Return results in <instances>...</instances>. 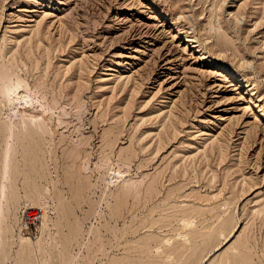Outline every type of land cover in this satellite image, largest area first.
Segmentation results:
<instances>
[{
  "label": "rangeland",
  "instance_id": "rangeland-1",
  "mask_svg": "<svg viewBox=\"0 0 264 264\" xmlns=\"http://www.w3.org/2000/svg\"><path fill=\"white\" fill-rule=\"evenodd\" d=\"M0 264H264V0H0Z\"/></svg>",
  "mask_w": 264,
  "mask_h": 264
},
{
  "label": "bare ground",
  "instance_id": "bare-ground-1",
  "mask_svg": "<svg viewBox=\"0 0 264 264\" xmlns=\"http://www.w3.org/2000/svg\"><path fill=\"white\" fill-rule=\"evenodd\" d=\"M9 100L11 101V104H12V106L10 107L9 112H8V117L10 119V122L12 123L11 130H10V132H11L10 136L12 137V135L14 134V126H15V121L14 120H16V118L25 119L27 117V118L36 120V119H40L42 117V114H41L42 111L41 110L38 111L39 108L37 109V111L35 110L38 107V105L36 106L35 109H33L34 108L33 107V103L34 102L38 103L39 105H41L42 102H41V100L39 98L31 96V94H29L28 91H18V92L14 93V94H11ZM42 105H41V108L43 107ZM34 106H35V104H34ZM10 139L11 138H9V140ZM7 154H8V156L10 155V152L8 153V150H7ZM8 156H6V157H8ZM5 168H7V167L5 166ZM114 171L115 170L112 169V174L114 173ZM24 240L27 241L25 238H24Z\"/></svg>",
  "mask_w": 264,
  "mask_h": 264
},
{
  "label": "built area",
  "instance_id": "built-area-1",
  "mask_svg": "<svg viewBox=\"0 0 264 264\" xmlns=\"http://www.w3.org/2000/svg\"><path fill=\"white\" fill-rule=\"evenodd\" d=\"M43 217V210L40 206H26L22 210L20 230L24 236L35 239L38 236L37 225Z\"/></svg>",
  "mask_w": 264,
  "mask_h": 264
}]
</instances>
